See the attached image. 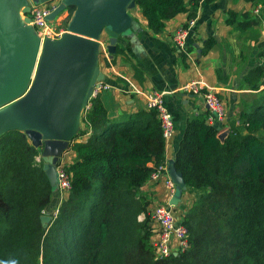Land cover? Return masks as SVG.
<instances>
[{"label": "trees", "instance_id": "16d2710c", "mask_svg": "<svg viewBox=\"0 0 264 264\" xmlns=\"http://www.w3.org/2000/svg\"><path fill=\"white\" fill-rule=\"evenodd\" d=\"M137 5L154 34L188 11L185 0H137ZM67 11L71 17L75 9ZM196 15L195 8L189 17ZM214 45L206 42L204 53ZM248 82L259 89L251 77ZM207 116L188 120L175 155L187 191L196 195L182 219L189 247L163 260L155 257L152 197L142 192L167 162L155 111L111 126L101 100L91 101L83 117L91 136L72 146L77 154L67 166L72 189L47 228L41 217L56 189L41 150L25 132L2 135L0 264H264V101L242 113L224 140Z\"/></svg>", "mask_w": 264, "mask_h": 264}, {"label": "crops", "instance_id": "0c3cea01", "mask_svg": "<svg viewBox=\"0 0 264 264\" xmlns=\"http://www.w3.org/2000/svg\"><path fill=\"white\" fill-rule=\"evenodd\" d=\"M30 2V6L33 3ZM16 5L24 18L22 0H7ZM187 12L177 15L166 22L165 29L154 34L148 27L140 7L129 11L138 23L136 31L119 37L117 46L121 54L104 56V49L109 40L102 36L100 67L106 75L103 84L110 88L103 90L98 98L103 103L109 124L120 126L130 121L131 117L141 111L149 112L144 92L159 91L165 94L164 103L172 114L176 127V138L172 145L166 146V161L175 160L180 141L184 136L190 118L208 112L202 97L186 95L182 86L189 81L202 82L206 88L219 93L224 102L228 120L225 130L233 122L239 124L240 115L252 113L264 101V4L250 0H185ZM197 6V7H196ZM197 9L195 26L189 29L185 51L179 50L173 42L175 32L187 28L191 11ZM236 14L231 16L230 14ZM30 17V15H29ZM70 12L61 15L58 24L66 27ZM233 21V23H228ZM66 25V26H65ZM213 40L215 45L204 53L205 44ZM25 51L17 41L0 43V85L14 78L22 68ZM259 70L255 75L254 71ZM259 85L252 89L251 82ZM80 131L70 149L60 160L67 166L74 163L77 154L73 151L74 143L87 142L91 130L82 121ZM90 133V134H89ZM142 192L152 197L149 213L152 216L158 206L170 205L172 197L163 181L149 180ZM196 195L186 191L182 201L174 206L178 222L195 201ZM63 198L56 190L48 214L57 212ZM153 242L159 239V226L152 223Z\"/></svg>", "mask_w": 264, "mask_h": 264}, {"label": "water", "instance_id": "95a60500", "mask_svg": "<svg viewBox=\"0 0 264 264\" xmlns=\"http://www.w3.org/2000/svg\"><path fill=\"white\" fill-rule=\"evenodd\" d=\"M22 6L24 18L16 5L0 0V43L17 40L25 51L18 74L0 85V137L14 130L25 132L41 150L43 169L57 190L58 163L80 132L95 87L106 80L100 67L102 36L109 40L106 49L113 59L119 37L136 31L138 23L129 11L137 7V0H61L48 20L74 8L67 31L60 39L44 41L31 25L30 2L22 0ZM228 134L225 130L219 138L224 140ZM169 174L177 187L171 205L177 206L187 184L175 160L169 162ZM41 221L47 228L52 217L43 215Z\"/></svg>", "mask_w": 264, "mask_h": 264}, {"label": "built area", "instance_id": "2783aa9c", "mask_svg": "<svg viewBox=\"0 0 264 264\" xmlns=\"http://www.w3.org/2000/svg\"><path fill=\"white\" fill-rule=\"evenodd\" d=\"M60 1L61 0H55L46 4H31V25L42 38V41L46 38H51L53 40L60 39L67 31L66 28H63L58 24V22L54 25L53 21L48 20V17L58 8ZM60 18L61 16L57 18V21H59ZM195 23L196 19H191L188 22L187 28L182 27L175 32L173 42L179 50L185 51L189 29L194 27ZM104 50V56L108 58L109 53L107 49ZM262 62L264 66V55L262 57ZM109 88V85H105L103 83L100 87H95L93 99L97 98L103 90H107ZM181 91L186 95L202 97L208 110L207 123L210 126L219 127L221 133L225 131L228 113L224 102L219 96V93L206 88L205 85L199 81H189L185 83L182 86ZM144 94L147 100V109L149 111H155L157 118L160 121L166 146L172 145L174 139L176 138V127L172 114L165 107V94L159 91H148L144 92ZM90 108L91 103L85 110V113ZM57 174V191H59L62 198L65 199L72 189V178L70 173L67 171V165H65L62 160L58 163ZM150 180L153 182L163 181L170 192V196L172 198L175 196L177 187L170 177L169 164L167 162L166 164L157 167V169L152 173ZM173 207L174 206L171 204L158 206L151 216L152 221L159 226V239L154 242L155 257L158 260H163L172 255L178 256L179 254L185 252L189 247L188 230L185 226H183L182 222L177 221ZM57 212H54L51 217L56 216ZM43 213L44 215H49L48 211H44Z\"/></svg>", "mask_w": 264, "mask_h": 264}, {"label": "rangeland", "instance_id": "374dc122", "mask_svg": "<svg viewBox=\"0 0 264 264\" xmlns=\"http://www.w3.org/2000/svg\"><path fill=\"white\" fill-rule=\"evenodd\" d=\"M57 22H58V21H57V19H56V20L53 21V24L56 25ZM65 23H66V22H65ZM65 23L63 22V28H66V27H64V24H65ZM65 26H66V25H65ZM1 85H2V84H1ZM37 161L40 162V158H38ZM49 215H50V214H49ZM50 216H51V215H50Z\"/></svg>", "mask_w": 264, "mask_h": 264}]
</instances>
